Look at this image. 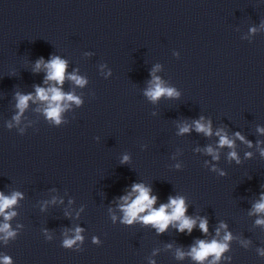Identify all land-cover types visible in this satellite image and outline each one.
<instances>
[{"label":"water","instance_id":"95a60500","mask_svg":"<svg viewBox=\"0 0 264 264\" xmlns=\"http://www.w3.org/2000/svg\"><path fill=\"white\" fill-rule=\"evenodd\" d=\"M38 87L79 103L57 124ZM133 184L155 209L183 198L191 232L127 223ZM17 193L0 264H264V0H0V194ZM200 240L226 248L197 260Z\"/></svg>","mask_w":264,"mask_h":264},{"label":"clouds","instance_id":"9594fccd","mask_svg":"<svg viewBox=\"0 0 264 264\" xmlns=\"http://www.w3.org/2000/svg\"><path fill=\"white\" fill-rule=\"evenodd\" d=\"M37 67H39V62L37 63ZM46 67L49 69L48 72V79L50 80H56L57 82L62 83L64 78V72H65V61L61 60L59 57L53 58L49 64L46 65ZM72 79L76 80L78 84L84 83V81L80 80L79 78L73 76ZM39 97L42 100H50L49 108L47 111V116L49 118H54L56 120V123L59 124V113L62 110L60 108L59 102L67 99V100H76L77 103L79 101L73 97L72 95H65L63 94L58 88H51L48 90V92H51V97L48 96V92H46L42 88L36 89ZM167 93V95L171 96L173 95L172 89H165L160 86L159 83L156 84L155 88L150 90L147 94L153 99L159 98L161 95ZM30 96H21L19 99V105L21 111H23V108L26 107L27 100L30 99ZM203 119V117H201ZM188 128H181V132H187ZM196 131L203 132L205 135H211V127L209 125H205L200 122H196ZM219 135V133H217ZM237 135H239L237 133ZM220 144L228 145L229 147L232 146V141L227 139L224 136H221L220 138ZM209 153L212 152V149H208ZM231 156L235 157V153H231ZM215 158V157H214ZM125 160H127V157H125ZM132 189L134 192H138L139 195L132 201L131 204L124 207V213H125V221L129 224L133 222L134 219L138 217L139 213L144 212L146 209H148V214L140 217V219L144 223L152 222L160 232H163L167 227L170 221L178 220L180 221L179 224V231L183 232L185 229H187L189 232H191L195 221L190 220L185 216L186 208L184 204L183 198H169L168 204H161L158 209L153 208V204L156 201L155 196L149 195V189L145 188L142 184H133ZM19 195L13 194L11 198L4 197L2 194H0V213H3L6 208H8L10 205L14 204L16 201V196ZM123 199H127V197H123ZM171 208V212H168L167 209ZM257 211H264V202L259 203L256 205ZM7 218V217H6ZM260 223V221H258ZM5 229L8 227V225L4 226ZM200 229L203 232H207V221L202 220L199 225ZM79 229H77V233H79ZM11 235V233H9ZM229 237H225V239H228ZM76 239H80L79 235H77ZM75 241L73 240H66L64 243L66 246H71ZM198 248H193L192 253L194 254V259L202 260L205 258L208 254H216L217 258H219V254L224 251L226 248V245L218 244L217 241L213 240L210 243H205V241L200 240L198 241ZM8 258H5V261L7 262Z\"/></svg>","mask_w":264,"mask_h":264}]
</instances>
